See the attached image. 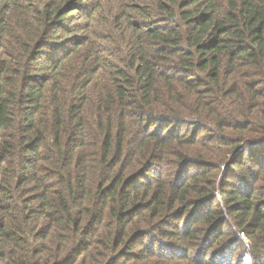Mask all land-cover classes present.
<instances>
[{"label":"trees","instance_id":"1","mask_svg":"<svg viewBox=\"0 0 264 264\" xmlns=\"http://www.w3.org/2000/svg\"><path fill=\"white\" fill-rule=\"evenodd\" d=\"M246 255L264 264V0H0V264Z\"/></svg>","mask_w":264,"mask_h":264},{"label":"rangeland","instance_id":"2","mask_svg":"<svg viewBox=\"0 0 264 264\" xmlns=\"http://www.w3.org/2000/svg\"><path fill=\"white\" fill-rule=\"evenodd\" d=\"M242 237L244 238L246 244H250L249 239L247 238V236L244 233L242 234ZM243 259H244L245 263L251 264V259H250L249 255H246V257H243Z\"/></svg>","mask_w":264,"mask_h":264}]
</instances>
